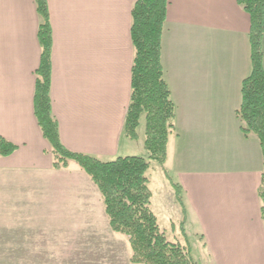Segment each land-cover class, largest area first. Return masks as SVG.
<instances>
[{
    "label": "crops",
    "instance_id": "crops-1",
    "mask_svg": "<svg viewBox=\"0 0 264 264\" xmlns=\"http://www.w3.org/2000/svg\"><path fill=\"white\" fill-rule=\"evenodd\" d=\"M136 1L46 0L51 110L70 152L102 161L142 156V128L137 141L123 135ZM40 23L34 0H0V138L15 147L0 157V192H7L0 193V255L17 254L18 264H131L123 236L125 262L118 252L99 256L76 246L92 233L76 232L75 223L108 225L100 195L80 187L83 196L76 198L74 183L49 181L69 168L52 170L33 114ZM248 31L249 17L236 0H170L162 32L161 65L175 107L165 169L183 190L182 234L200 240L205 264H264L257 195L262 154L236 115L250 72ZM33 175L44 181H27ZM14 176L24 181L11 182ZM15 199L17 217L9 215Z\"/></svg>",
    "mask_w": 264,
    "mask_h": 264
},
{
    "label": "trees",
    "instance_id": "trees-1",
    "mask_svg": "<svg viewBox=\"0 0 264 264\" xmlns=\"http://www.w3.org/2000/svg\"><path fill=\"white\" fill-rule=\"evenodd\" d=\"M170 0H137L130 12V41L133 57L130 69V96L123 135L137 141L142 128L144 156L116 157L102 161L68 151L60 142L58 124L50 100L51 29L46 0H34L41 23L37 39L40 62L34 72L33 114L42 137L49 145L52 170L68 169L75 162L97 188L111 232L126 238L131 264H198L190 248L172 242L151 208V192L146 173L150 162L162 170L180 209L183 228L186 211L183 190L165 169L167 145L175 132V107L164 80L161 40ZM249 17L248 44L250 72L242 80L240 106L236 115L244 136H256L262 154V171L257 195L264 226V0H236ZM15 147L0 138V157L11 155Z\"/></svg>",
    "mask_w": 264,
    "mask_h": 264
},
{
    "label": "rangeland",
    "instance_id": "rangeland-1",
    "mask_svg": "<svg viewBox=\"0 0 264 264\" xmlns=\"http://www.w3.org/2000/svg\"><path fill=\"white\" fill-rule=\"evenodd\" d=\"M140 152L142 156L144 157L146 156L144 151H140ZM124 155L127 154L123 153L122 156ZM68 168H69L68 171L51 176L49 181L54 183H67V182L74 183L76 198H78L79 195L80 197L83 196L82 191H89V193H92L93 198L96 197L98 199L97 195L95 194V192H97L99 196L97 188L92 184V182L87 177V175L79 169L76 163L70 162ZM170 169L171 167H169V170ZM146 176L149 181L148 187L151 192V199H150L151 208L158 218V223L160 228L164 230L166 236L170 241L177 242L183 246L189 247L190 255L196 263L205 264L206 260L208 259V256L204 255L205 254L204 251L200 253V251H202L200 240L196 238L194 239L191 234L188 235V237H185L182 234L183 228L180 227L179 222L177 221L179 217L180 209L177 206V204L174 202L172 188L168 182V179H166L165 175L163 174L161 168L155 162H150V167L146 173ZM168 176L171 177V179L173 177L171 172L168 173ZM10 181L19 182L24 180L20 179V177L18 176H14L10 179ZM27 181L42 182L44 180H42L40 176L33 175L30 178H27ZM80 187L84 189V190L82 189L81 192H80ZM0 193L7 194V192H0ZM6 198L10 199L9 197ZM11 209L12 211L9 213V215L17 217L19 215V212L21 211V208L19 207V205H17V199L13 200V202L11 203ZM76 210L79 211L81 210V208H76ZM86 210L88 209L86 208ZM92 214L95 213L90 211V215ZM176 214L177 216H175ZM13 226L17 227L18 224H14ZM75 226H76V232L83 231L86 233L87 231H89L90 233H92V236L90 238L89 237L77 238L76 239L77 247L80 248L84 247L85 249L87 248L93 250V252L98 254L99 256L100 255L110 256L111 254L118 252L121 255H123V261L124 262L126 261L127 251L122 236L117 237L120 235L114 233L112 234H114L115 236L107 235L105 237L102 236L97 237L96 235H93V233L97 231L109 232L110 229L108 225L105 228L102 221L101 223L92 221L88 223H82V222L75 223ZM180 232L182 235L180 234ZM12 233L13 235L19 236V231L17 230L12 231ZM114 249L116 251H113ZM18 263H19V256L17 254L0 255V264H18Z\"/></svg>",
    "mask_w": 264,
    "mask_h": 264
}]
</instances>
